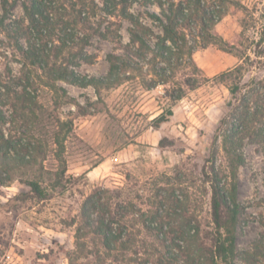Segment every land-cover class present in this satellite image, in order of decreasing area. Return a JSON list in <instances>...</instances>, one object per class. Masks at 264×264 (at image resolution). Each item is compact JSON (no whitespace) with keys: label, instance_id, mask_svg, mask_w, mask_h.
Wrapping results in <instances>:
<instances>
[{"label":"rangeland","instance_id":"1","mask_svg":"<svg viewBox=\"0 0 264 264\" xmlns=\"http://www.w3.org/2000/svg\"><path fill=\"white\" fill-rule=\"evenodd\" d=\"M15 1L7 22L23 31L11 40L1 37L7 51L0 56V71L17 81L35 70L16 52L17 42L28 46L33 33H26L23 0ZM89 1L98 7L92 30H84L83 43L66 49L56 63L80 78L100 79L109 74V56L123 55L129 44L131 25L122 17L123 7L157 35L162 29L148 13L164 19L169 4L186 0H161V8L153 0H116L121 4L111 15L102 11L113 7L109 0ZM223 11L211 33L226 47L199 44L192 62L185 57L187 65L175 68L166 85L153 87L157 79L146 65L147 54L145 60L134 57L138 66L119 84L81 87L60 81V90L28 89L34 104L2 99L0 264H184L194 245L204 251L196 258L208 263L213 225L203 172L213 166L229 191L228 157L221 137L215 146L213 139L228 132L241 98L251 95L250 112L258 114L250 135L235 139L244 163L233 180L238 204L233 264H264V0H232ZM187 79H197V88L187 89ZM16 81L12 85L19 92ZM179 85L185 94L172 102L169 96L178 94ZM234 85L241 88L237 101L229 93ZM168 109L170 120L155 128L153 120ZM60 122L71 124L69 132L61 130V154L53 140ZM18 157L29 162L22 165ZM28 181L38 182L47 199L30 193ZM98 195L97 206L108 208L105 217L122 232L111 253L87 227L97 224L100 208L84 206ZM178 232L193 236V244Z\"/></svg>","mask_w":264,"mask_h":264},{"label":"trees","instance_id":"2","mask_svg":"<svg viewBox=\"0 0 264 264\" xmlns=\"http://www.w3.org/2000/svg\"><path fill=\"white\" fill-rule=\"evenodd\" d=\"M109 1L113 4L111 10H102L107 15L115 12L117 10L116 7L121 4L116 0ZM153 1L160 8L164 5L161 0ZM225 3L232 4V0H186L177 4L171 3L168 5L169 11L163 13L164 19L157 14L148 13L149 17L158 22L162 29V33L157 35L152 32L150 27L141 23L137 17L129 14L126 7H123L121 10L122 17L128 20L131 25L129 29V44L124 46L123 55L109 56L110 69L108 76L96 79L80 78L74 71L68 70L67 66H57L56 63L66 49L73 48L80 42L83 43V39L87 36L83 32L84 30H92L90 25L92 20L96 18L98 11L96 4L89 0H23L24 16L29 25L25 27L26 33L30 36L33 33V39L28 46H23L17 42L15 47L16 52L24 62L23 65L33 67L35 71L33 75L25 76L24 79L18 78L17 81L15 78H10L9 71L6 76L0 71V122H6L5 116L1 111L3 98L12 99L17 103L34 104L36 96L28 89H36V86H40L56 91L59 89L56 86V82L60 81L81 87L119 84L130 78V74L127 73L135 69L133 65L138 66V63L133 60L134 57L145 60L147 54L151 58L146 65L151 64L153 76L157 79L153 83V87L166 85L173 77L175 68L187 65V62H184L185 57L192 62V56L199 44L201 47H205L207 44L216 43L226 47L222 39L211 33V29L224 15ZM15 4V0H0L2 12L0 15V56L7 51L1 37L4 36L11 40L14 39L15 35L17 36L23 31L18 25L21 22H14L15 25H18L14 27L12 23L7 22L11 21ZM153 39L155 40L154 42H152ZM53 60H55L54 63ZM65 63L70 62L65 60ZM39 72L43 76L39 75ZM224 75L216 77L214 80L223 79ZM14 81L17 82L16 86L21 85L22 87L19 92L12 85ZM183 84L187 89L194 90L198 86V80L187 79L183 81ZM240 89L238 85H234L229 89L231 99L234 101L238 100ZM177 91V95L169 96L172 102L179 101L185 94L183 87L180 85L177 87ZM254 97L255 95L241 98V109L232 115L234 124H231L227 133L221 136L216 134L213 139V146H215L217 139L221 137L223 151L228 157L231 180L229 191L225 192L223 189L221 178L213 166H210L209 172H203L211 193L212 242L210 248L205 249L209 253L210 259H208V263L199 261L196 257L200 256L204 251L201 246L194 245L193 254L187 256L184 264H233L235 257V228L238 219V204L233 180L236 177L238 167L244 163L242 155L238 152L241 144L235 139L239 135H250V127L254 121V116L258 114L257 110L254 113L250 112V104L254 103ZM172 115L171 109L163 111L153 120L154 127L159 128L162 124L167 123ZM60 123V132H56L53 137L54 145L57 147L56 153L59 154L62 152L64 140V137H60L61 130L64 128L67 129V132L71 130L70 123ZM223 125L224 120L222 119L217 128L218 132ZM210 157L211 159L213 158V152L210 153ZM16 160L22 165L29 162L25 157H18ZM211 162L212 160H210ZM25 185L28 187L29 192L38 199H47L45 190L40 187L38 182L28 181ZM96 198V202L88 199L87 205L84 207L93 211L100 208L98 210L100 216L96 225L87 224V227L93 235L101 239L104 250L111 253L116 250L115 244L119 241L122 232H115L114 219L110 216V220L105 217V214H110V211L103 204L97 206L100 200L99 195ZM84 213L86 215V211ZM191 228L189 226V230ZM178 234L184 240L187 237L190 244H193L191 242L193 236H187L184 232H178ZM120 245H122V249L126 246L124 243ZM186 249L188 248L186 247Z\"/></svg>","mask_w":264,"mask_h":264}]
</instances>
